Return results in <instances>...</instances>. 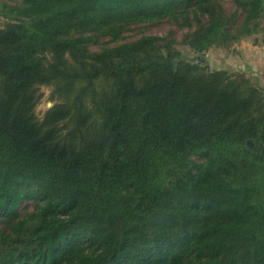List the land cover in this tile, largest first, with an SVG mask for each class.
I'll return each mask as SVG.
<instances>
[{
  "label": "trees",
  "instance_id": "1",
  "mask_svg": "<svg viewBox=\"0 0 264 264\" xmlns=\"http://www.w3.org/2000/svg\"><path fill=\"white\" fill-rule=\"evenodd\" d=\"M230 2L0 0V264H264V86L177 47L264 32Z\"/></svg>",
  "mask_w": 264,
  "mask_h": 264
},
{
  "label": "rangeland",
  "instance_id": "2",
  "mask_svg": "<svg viewBox=\"0 0 264 264\" xmlns=\"http://www.w3.org/2000/svg\"><path fill=\"white\" fill-rule=\"evenodd\" d=\"M226 4L229 8H233L230 0H227ZM3 22V17H0V25L3 24ZM175 28V24H172L167 21L161 22L160 24L153 25L150 27H146L144 24H140L127 31L125 33L124 40L131 41L140 37L143 34L164 35L167 33L168 30ZM177 30V37L179 40V43H177V47L182 51L183 56L188 60L201 61L209 69L226 68L233 72L243 71L239 67L241 53L247 51V48L249 46L260 47L259 50H264V32H260L254 36L236 41L227 48L212 47L205 53V55L201 56L199 53H196L190 46L181 42L182 35L185 30ZM243 41H245L247 46H242L243 44H245ZM244 72L249 77H251L253 81L254 78H257L256 76H253L252 71L244 70ZM41 91L43 92V97L40 103L38 104L36 111L40 116H43L45 111L53 105L54 101H52L49 97L51 93V86H42Z\"/></svg>",
  "mask_w": 264,
  "mask_h": 264
},
{
  "label": "crops",
  "instance_id": "3",
  "mask_svg": "<svg viewBox=\"0 0 264 264\" xmlns=\"http://www.w3.org/2000/svg\"><path fill=\"white\" fill-rule=\"evenodd\" d=\"M245 43V41H243ZM242 42V43H243ZM250 44V43H249ZM255 45V44H254ZM242 46H247L246 43ZM260 47L249 46L247 51L241 53L239 67L244 70L252 71L254 80L264 86V50H259ZM254 71V72H253Z\"/></svg>",
  "mask_w": 264,
  "mask_h": 264
},
{
  "label": "water",
  "instance_id": "4",
  "mask_svg": "<svg viewBox=\"0 0 264 264\" xmlns=\"http://www.w3.org/2000/svg\"><path fill=\"white\" fill-rule=\"evenodd\" d=\"M249 142H251V140H249Z\"/></svg>",
  "mask_w": 264,
  "mask_h": 264
}]
</instances>
